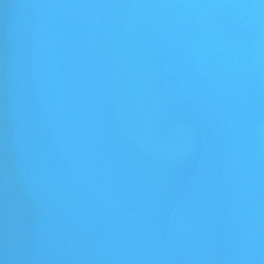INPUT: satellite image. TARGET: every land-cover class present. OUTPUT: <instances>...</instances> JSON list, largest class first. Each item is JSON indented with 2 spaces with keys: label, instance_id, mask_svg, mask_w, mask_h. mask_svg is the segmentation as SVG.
Returning <instances> with one entry per match:
<instances>
[{
  "label": "water",
  "instance_id": "water-1",
  "mask_svg": "<svg viewBox=\"0 0 264 264\" xmlns=\"http://www.w3.org/2000/svg\"><path fill=\"white\" fill-rule=\"evenodd\" d=\"M0 264H264V0H0Z\"/></svg>",
  "mask_w": 264,
  "mask_h": 264
}]
</instances>
